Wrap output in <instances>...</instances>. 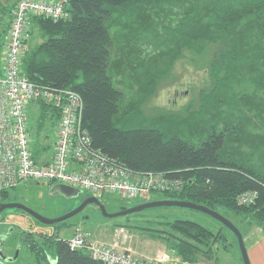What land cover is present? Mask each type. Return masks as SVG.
I'll return each mask as SVG.
<instances>
[{"label":"trees","instance_id":"1","mask_svg":"<svg viewBox=\"0 0 264 264\" xmlns=\"http://www.w3.org/2000/svg\"><path fill=\"white\" fill-rule=\"evenodd\" d=\"M17 2L7 6L0 0V12L6 16L0 56ZM66 3L68 17L31 16L29 34L37 28L42 40L30 45L23 57L29 78L81 93L83 122L94 146L131 168L161 170L185 180L182 189L153 198L192 200L264 227V0ZM147 40L158 49L161 64L144 49ZM211 43L219 46L210 63L213 83L201 92L200 103L178 115L146 114L143 100L156 90L159 78L186 50L202 52ZM126 67L139 83L137 91L116 81ZM129 95L131 104L125 109L122 102ZM29 107L34 115L29 108L31 133H36L32 151L39 158L51 147L50 132H55L60 111L43 100ZM14 187L3 189L0 201L14 200ZM245 192H254L247 202L240 198ZM66 219L52 223V233L24 231L16 236L33 264H51L53 259L55 264H109L87 247L70 246L60 230L75 222ZM133 223L119 225L129 230L136 226L141 234L164 241L186 264L216 257L220 244L228 246L224 227L214 229L191 218L156 215Z\"/></svg>","mask_w":264,"mask_h":264},{"label":"built area","instance_id":"2","mask_svg":"<svg viewBox=\"0 0 264 264\" xmlns=\"http://www.w3.org/2000/svg\"><path fill=\"white\" fill-rule=\"evenodd\" d=\"M41 14L58 20L70 15L66 0H18L10 20L0 61V200L5 188L22 180L65 182L97 193H117L129 200L153 199L158 192L183 188L182 177L161 170L134 169L92 143L83 122L84 101L80 92L32 80L22 66L29 48L31 16ZM45 101L59 108L52 152L39 158L32 151L29 122L31 102ZM254 192L241 195L249 201ZM132 236L124 225H115L111 241L95 237L82 223L66 237L71 247H87L109 264H169L166 253L142 257L121 242Z\"/></svg>","mask_w":264,"mask_h":264},{"label":"rangeland","instance_id":"3","mask_svg":"<svg viewBox=\"0 0 264 264\" xmlns=\"http://www.w3.org/2000/svg\"><path fill=\"white\" fill-rule=\"evenodd\" d=\"M3 1L4 4L9 6L15 0ZM5 17L6 16H3L0 12V29L5 26ZM41 40L42 37L39 29L35 28L33 34L29 36L28 45L30 47V45ZM143 44L145 45L144 49L153 53L155 61L161 64L162 60L159 57V53L157 54L158 49L154 48L152 42L147 40V42L144 41ZM218 47L219 46L217 44L211 43L207 45L202 52L186 50L185 55L180 59H177L172 68L170 70L168 69V71L159 78L156 90L147 96V98H144L142 106L146 114L156 115L159 111H165L167 113L174 112L178 115L187 112L188 106L198 105L201 101V92L212 86L213 79L209 73L210 63L213 58V52ZM0 58H2V56H0ZM123 71L125 75H119L117 79L115 78L116 81L119 82L120 86L130 92H134L135 90L137 91V89H139V83L135 78H133L132 69L130 67H126ZM121 80H125L126 83L132 82V86L130 85L129 87H125ZM131 96L132 95H129L122 102L125 109L131 104L129 101ZM29 108L31 117L34 118L33 111L31 110V107ZM35 134L36 133L34 131L33 137H36ZM50 135L51 138L49 139L51 147L48 148V151L52 152L54 132H50ZM52 186L53 183L46 180H22L16 185V187L12 188L11 197H15L14 200H23L27 205L33 207L40 213L48 216H57L74 208L85 197L93 194L90 190L78 188L76 194L67 196L59 192H52ZM96 195L105 203L106 208L109 211H116L123 204L134 205L142 202L139 198L127 200L119 194L111 192L97 193ZM161 196H163V194L158 192L153 197ZM15 212L17 211L13 208H6L0 213V221H2L3 218H8L7 220L9 221L8 223H3L4 227L0 228V233L8 231L9 228H12L11 234L9 233L6 236L3 246V252L9 253L8 255L11 256L14 255L16 245L20 243V240L16 238V236L18 237V234L20 237L24 234V231H31L37 234L52 233L54 231V226L52 224L39 222L26 213L17 215ZM156 215H163V217L168 220H174L175 218H191L214 229L219 228L220 226L224 227L229 239L227 241V247L222 246L221 244L219 246L218 253L221 257L220 262L223 264H244L236 234L230 228L224 226L223 223L214 216L199 209L187 206H154L109 217L102 214L100 208L95 203L90 202L85 205L80 212L71 215L66 219L67 222L75 223L65 225L60 230V234L64 237H69L73 234L76 223H82L85 227L92 229L95 237L101 239L108 237L112 239L115 225H119V223L123 224L124 221L133 223L139 218H149ZM228 217L233 220L244 232L245 224L244 220L240 218L241 216L230 213L228 214ZM8 224H12L14 227H8ZM130 230L133 235L132 238L134 237V234L141 235L147 237L150 241L157 240L165 244V242L160 239L151 238L147 235L141 234V229L136 226H132ZM20 246V253L18 254H21V256L17 261L2 260L0 258V262H4L5 264H33L31 259L32 257L29 256L28 251L25 249V245L20 243ZM23 252L25 253L24 255Z\"/></svg>","mask_w":264,"mask_h":264},{"label":"water","instance_id":"4","mask_svg":"<svg viewBox=\"0 0 264 264\" xmlns=\"http://www.w3.org/2000/svg\"><path fill=\"white\" fill-rule=\"evenodd\" d=\"M78 188L79 187L69 184V183L55 182L53 183V186H52V192H59L67 196H71V195L76 194ZM90 202L95 203L100 208L102 214L109 216V217L125 214V213L132 212V211H138V210H141L147 207L163 206V205L187 206V207L199 209L219 219L222 223H224L227 227H229L236 234L238 241H239V246H240V250L242 253L244 264H251L248 251H247V247L245 244L244 236H243L241 229L230 218H228L226 215H224L220 211L213 209L205 204L197 203L195 201L188 200V199L154 198V199L136 203L134 205L123 204L118 210L109 211L107 210L105 203L102 200H100L96 194H92V195L85 197L74 208L68 210L65 213L57 215V216H48L43 213H40L39 211L27 205L25 202L21 200H8V201H0V213L6 208H21L22 210L26 212V214H29L36 220L43 222V223L52 224L54 222H58L60 220L66 219L69 216L80 212L85 207V205H87ZM11 230L12 228H9V230L6 233L0 234V257L5 260L16 259L18 256L19 250H20V243H19L18 245H16L14 255L12 256L7 255L6 253L3 252L5 238L11 232ZM55 261L56 260L53 259L51 261V264H55Z\"/></svg>","mask_w":264,"mask_h":264},{"label":"crops","instance_id":"5","mask_svg":"<svg viewBox=\"0 0 264 264\" xmlns=\"http://www.w3.org/2000/svg\"><path fill=\"white\" fill-rule=\"evenodd\" d=\"M23 213L24 212L21 211L15 212L17 215ZM7 219L8 218H3L2 221H0V226L5 222L8 223L9 221ZM244 224V240L251 264H264V227L257 224H248L247 222H244ZM132 236L126 241L121 242V245L123 247L130 248L133 253L141 256H156L161 253H166L170 257L172 264H186V262L182 260L179 255L169 250L167 243L164 244L157 240L150 241L147 239V237L141 235L134 234L133 238ZM104 239L111 241L113 238L111 239L107 237ZM6 254L8 255L9 253ZM1 259L5 260L3 258ZM220 260L221 257L218 254V256L208 259L201 257L195 264H223L220 262Z\"/></svg>","mask_w":264,"mask_h":264},{"label":"flooded vegetation","instance_id":"6","mask_svg":"<svg viewBox=\"0 0 264 264\" xmlns=\"http://www.w3.org/2000/svg\"><path fill=\"white\" fill-rule=\"evenodd\" d=\"M21 201H23V200H21ZM24 202V201H23Z\"/></svg>","mask_w":264,"mask_h":264}]
</instances>
